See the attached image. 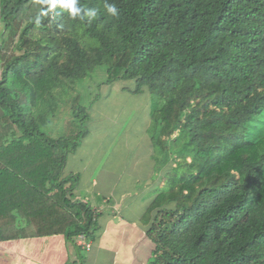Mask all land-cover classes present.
I'll use <instances>...</instances> for the list:
<instances>
[{"label":"trees","instance_id":"trees-1","mask_svg":"<svg viewBox=\"0 0 264 264\" xmlns=\"http://www.w3.org/2000/svg\"><path fill=\"white\" fill-rule=\"evenodd\" d=\"M0 0L15 54L0 55V241L93 240L99 212L63 175L87 134L77 81L96 66L146 87L154 197L148 264H264V0ZM3 33V31H2ZM60 120V131H44Z\"/></svg>","mask_w":264,"mask_h":264},{"label":"crops","instance_id":"crops-1","mask_svg":"<svg viewBox=\"0 0 264 264\" xmlns=\"http://www.w3.org/2000/svg\"><path fill=\"white\" fill-rule=\"evenodd\" d=\"M129 81L130 86L117 81L102 84L107 85L103 99L97 96L93 104L98 107L87 111L88 132L63 168L66 174H79L73 197L99 212V230L88 250L81 247L82 261L64 235L56 234L0 241V249L8 250L0 264H148L152 242L141 216L154 197L151 190L158 178L153 177L146 132L149 102L135 103L142 92L147 97L149 93L146 87L133 93L135 83ZM132 100L129 109L125 103Z\"/></svg>","mask_w":264,"mask_h":264},{"label":"rangeland","instance_id":"rangeland-1","mask_svg":"<svg viewBox=\"0 0 264 264\" xmlns=\"http://www.w3.org/2000/svg\"><path fill=\"white\" fill-rule=\"evenodd\" d=\"M14 40H15V37L11 34H8V31L6 29H3V27L1 26L0 27V55L2 56L3 59L8 55H12L16 53V51L14 50ZM108 77H109V67L106 65H99V66H96L92 71L88 72V74L85 77L79 79L77 81L76 91L79 96L80 104L87 107V109H90L92 107L95 109V107H98V103L93 104L95 102L94 99L99 95L101 97V100L103 99V90L105 86L107 85L102 86V82L106 80ZM115 81H117L118 84L119 83L121 84V82H123L125 83L123 84L125 86L132 85L131 81L129 80H125V81L115 80ZM108 87H110V85ZM140 99H143V100L148 99V102H149V95L147 97L145 96V93L143 94L142 92L140 94V98H138L135 101V103H137V101H139ZM125 104H128L129 109H131V107H133L134 101L132 100L131 102H126ZM1 111L2 109L0 108V114H1ZM130 112H133L134 114L133 110H131ZM126 114L127 112L124 111L123 115L126 116ZM130 117H132V115ZM122 120L123 118H121V121ZM124 122H126V120ZM60 123H61L60 120L55 121L53 123L51 122V124L48 127L44 128V131H49V132L55 131V130L60 131V127H61ZM65 174L66 173L63 172V175ZM80 252L82 255L85 254V251L83 249ZM7 253H8V250L0 249V260L5 258V255Z\"/></svg>","mask_w":264,"mask_h":264},{"label":"clouds","instance_id":"clouds-1","mask_svg":"<svg viewBox=\"0 0 264 264\" xmlns=\"http://www.w3.org/2000/svg\"><path fill=\"white\" fill-rule=\"evenodd\" d=\"M48 2L51 8L59 5L62 9L67 10L73 19L84 21L87 18V21L91 23L98 16V10L96 8H84L79 5V0H48ZM104 7L112 17L119 16V10L114 3H108L105 0Z\"/></svg>","mask_w":264,"mask_h":264},{"label":"built area","instance_id":"built-area-1","mask_svg":"<svg viewBox=\"0 0 264 264\" xmlns=\"http://www.w3.org/2000/svg\"><path fill=\"white\" fill-rule=\"evenodd\" d=\"M76 244L85 250H88L91 246L90 240L86 239L82 234L76 237Z\"/></svg>","mask_w":264,"mask_h":264}]
</instances>
